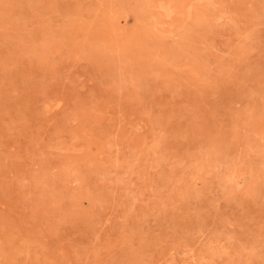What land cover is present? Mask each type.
<instances>
[{"label":"rangeland","instance_id":"374dc122","mask_svg":"<svg viewBox=\"0 0 264 264\" xmlns=\"http://www.w3.org/2000/svg\"><path fill=\"white\" fill-rule=\"evenodd\" d=\"M263 185L264 0H0V264H264Z\"/></svg>","mask_w":264,"mask_h":264},{"label":"bare ground","instance_id":"6f19581e","mask_svg":"<svg viewBox=\"0 0 264 264\" xmlns=\"http://www.w3.org/2000/svg\"><path fill=\"white\" fill-rule=\"evenodd\" d=\"M212 7H213V6H212ZM212 7H211V8H212ZM215 9H216V8H215ZM216 10H217V9H216ZM212 12H213V10H212ZM148 21H149V20H148ZM179 59H180V58H179ZM216 162H217V160H216ZM219 165H220V164H219ZM214 166H215V165H214ZM216 167L218 168V166H216ZM218 170H219V169H218ZM209 172H210V171H209ZM263 186H264V185H263Z\"/></svg>","mask_w":264,"mask_h":264}]
</instances>
